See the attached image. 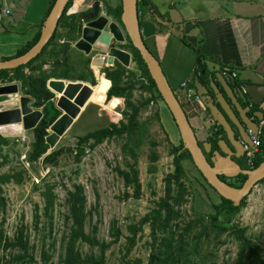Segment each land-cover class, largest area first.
I'll return each instance as SVG.
<instances>
[{
    "label": "rangeland",
    "instance_id": "obj_1",
    "mask_svg": "<svg viewBox=\"0 0 264 264\" xmlns=\"http://www.w3.org/2000/svg\"><path fill=\"white\" fill-rule=\"evenodd\" d=\"M10 1L13 0H0V8L11 5L13 2ZM22 1L26 3L27 0ZM91 1L85 0L84 3ZM77 2L76 0L73 2L75 8L82 6L76 5ZM104 2L113 6L118 3L117 0H104ZM21 14L22 9L19 4L11 14L1 15L0 13V31L10 20L13 21L14 16L19 19ZM111 17L114 20L112 15ZM80 57L85 58L81 51L75 48L68 51V55L64 57V60L71 65L70 71L72 75H76L78 78H85L86 67L79 60ZM94 69L96 80L99 82L94 86L93 94L81 108L82 112L73 124L59 134L60 138L56 146L48 150L50 152L59 147L64 148V152L59 156L56 166H46L42 159L32 161L33 163L29 160L30 166L29 170H27L26 165L20 162V154L24 150V144L14 137H9L10 142L8 144L0 143V161H4L2 159L3 155L7 156L4 165L1 167L2 171L15 169L27 171L23 182L18 183L12 179L11 182L4 185L7 203L5 211L0 209V229H4V240H13L23 227L25 233L29 235V241L39 243L42 231L39 232L35 227V218L36 214H38L39 225L46 223V232H49L51 227L53 229L52 236L55 238L56 246L53 261L58 263L64 253L63 237L68 232L69 226L65 219L69 208L66 203L67 194L69 190H73L74 183L83 184L87 197V207L92 211L91 220L90 223L88 222L86 230L89 231L93 225H96L95 238L99 243L108 244L103 251L106 260L104 264H121L122 259L129 262L128 264H136V262L146 264L152 250L151 230L148 225H144L143 230L136 235V244L131 245L133 247L129 252H125L124 249L122 250V246L128 241V237H126L128 234L127 226L131 222L138 223V220L145 216L155 205V202L165 194V177L174 170V147L179 145L181 136L174 118L164 102L154 99L146 107L142 108L139 113V118L146 122L148 130L144 137L143 145L134 148L135 157L132 156L129 149L123 147L126 142L125 137L112 136L94 147H90L88 143L85 152L78 158L75 149L79 137L104 127L110 122L117 123L120 119H123L122 113L125 109L124 98L114 96L109 101H106V94L110 84L106 78L102 77L103 69H101V73H99L100 70L97 66H94ZM76 72L80 74H75ZM238 77L240 79L248 78L244 74V70H241ZM247 80L264 82V79L257 76H250ZM83 81L92 85L90 80ZM178 91L175 92L174 90L180 103L184 106L186 99L184 90L181 88ZM141 93L142 90L140 88L135 90V103L140 99V96H143L142 99L150 96L148 91H144L143 95ZM118 103L120 104L115 110L114 107ZM30 106L35 108L33 103ZM190 106L192 107L191 104ZM196 108L194 106L193 109ZM38 109L42 110L41 107ZM206 125V122L203 123V126ZM51 130L52 127L50 125L48 132L50 133ZM27 136L31 143L33 140L32 130L27 131ZM152 152L157 154V158L154 161L155 167L151 172L149 170V155ZM260 154L261 151L255 156L254 161ZM136 159L138 177L141 182V195L139 198L133 196L125 197L126 189L133 191V188L125 184L124 175L120 173V170L130 171V164H133ZM182 163L185 167V173L181 176V180L186 185L188 192L191 193H188L187 201L180 205V220L188 222L196 216V212L193 210L195 203L202 207L201 202H218L220 198L217 191L211 186H206V189L203 188L201 195L198 194L199 196L194 198L193 195L195 193L191 187L193 184L196 187L199 184L196 178H201L200 173L195 169L189 157L182 160ZM47 167L50 169L49 173L44 177H40L41 171L46 170ZM33 174L38 178H42L39 183L35 184L36 182H32ZM44 182H56L54 191L57 194V198L55 210L52 213V225L48 222L49 217L43 213L42 186ZM36 185L39 187L38 189L35 188ZM198 187L202 188L201 185H198ZM113 221H115V225L120 230V240L118 241H115V236L111 234ZM230 227L219 237H213V232L209 231L210 240L203 244L204 253L208 251V254L205 260H196V264H236L241 243V239L234 233V229L237 228H245L243 233L245 236L257 244H264V179L256 184L246 197L243 206ZM121 232L123 233L122 236ZM80 248L84 253L96 255L101 253L99 252V245L91 248L82 243ZM17 252V248L0 249V264H13L11 257ZM35 254L36 260H38V249H36ZM27 264H39V262Z\"/></svg>",
    "mask_w": 264,
    "mask_h": 264
},
{
    "label": "trees",
    "instance_id": "obj_2",
    "mask_svg": "<svg viewBox=\"0 0 264 264\" xmlns=\"http://www.w3.org/2000/svg\"><path fill=\"white\" fill-rule=\"evenodd\" d=\"M55 1L56 0L51 1L47 16ZM73 2L74 0H70L67 3L59 20L66 15V10L73 4ZM145 3L146 0H138L139 11L141 9L140 7H143ZM121 14L122 1H120V4L117 7L111 8V15L120 25L123 26ZM43 22L41 28L43 26ZM41 28L32 39L18 47L14 53L0 56V60L19 56L29 50L39 40ZM61 45L62 44L55 42V36L53 35L42 51L28 63L20 65L14 69L0 70V83L5 81L19 82L24 94L33 98V106L36 108L42 107L44 115L37 126L32 129L33 140L31 142L28 158L31 162L42 159V162L45 163L46 166H56L59 156L64 152L63 147H59L48 152L50 148L49 144L46 142V136L49 133L48 128L61 115V111L56 108L54 101L52 100L54 93L47 86L48 80L51 78L87 80L85 78H78L76 75H72L70 71L71 65L60 56ZM126 49L132 53L133 60L137 64L140 75L134 71H129L120 63H118L117 67L113 70H110L109 68H106L105 70L107 72V77L113 82L112 87L108 92V99L110 100L114 96L125 99V109L122 113L123 119H120L117 123L110 122L104 127H100L81 135L75 149L78 158L85 152V148L88 143L90 144V147H94L103 142L105 139H110L112 136L125 137L126 142L123 147L125 149H129L132 156L135 157L134 148L143 145L144 137L146 136V132L148 130L146 122L139 118L141 109L146 107L154 99L164 102L163 97L157 89L155 81L149 73L146 63L141 57L138 49L133 46L129 37ZM195 51L196 66L193 75L189 79V84L194 87L195 77L204 81L207 79L209 74H215L214 68H211L208 63L209 60H214V58L207 57L199 46L195 48ZM48 63L51 64V68L45 69L44 65ZM62 64L64 65L63 67ZM225 68L224 66L220 67L221 71L227 70L232 74L236 72V66L234 65ZM75 74L79 73L76 72ZM102 77L106 78L103 74ZM125 77H127V79H125ZM90 81L93 85L97 84L96 78L93 74H91ZM242 82L244 81L240 80L239 84ZM138 88L142 90L141 95H143L144 91H148L150 96L144 99H142L143 96H140V99H138L135 103L134 92ZM260 139L261 143L264 142V129L260 132ZM9 142L10 140L0 135L1 144H8ZM217 142L218 138L213 140V144L216 148H218ZM262 147L263 146L261 145V154L255 159L253 168L257 167L264 161V148ZM174 149V170L173 172L168 173L165 177V194L155 202V205L145 216L138 220V223L131 222L128 224V234L126 236L128 237V241H126L122 246V250L124 249L125 252H129L133 247L131 245L136 244L137 233L143 230L144 225H148L152 236V250L146 264H196V260H205L208 251L204 253L205 249L203 248V244L210 240L209 231L211 230L213 232V237H219L226 230L230 229L235 216L238 214L246 199L245 197L241 201L240 205L235 206L231 200L219 195L220 199L218 202H201L203 205L202 207L195 203L193 205V210L196 212L195 218L189 220L188 222L180 220V205L187 201L186 197H188V193H191L188 192L186 185L181 180V176L185 173V167L182 160L187 157L192 160V157L188 150L183 149L182 140H180L179 145L174 147ZM149 158V170L152 172L155 167L154 161L157 158V154L152 152V154L149 155ZM2 159H4V161H0V209L5 211L7 198L4 194V185L11 182L12 179L18 183L23 182L27 171L16 169L2 171L1 167L4 165L7 156L3 155ZM136 162L137 159L133 162V164H130V171L120 170V173L124 175L125 184L133 188V191L126 189L125 197L133 196L135 198H139L141 195V182L138 177ZM195 169H197L200 173L199 175L201 178L197 177L196 180L199 183L198 185H201L202 188H199L197 184V187L194 184L192 185L191 188L195 193L193 195L194 198L199 196L198 194L201 195L203 188L206 189V186H211L196 166ZM241 176L242 179H244L246 175ZM223 178L224 180L226 179L224 176ZM55 185L56 182H44L42 186V195L44 199L43 213L49 217L48 222L51 225L53 221L52 213L55 210L57 198V194L54 191ZM240 185L241 184H233L235 187ZM35 188L38 189L39 187L36 185ZM194 198L192 199V204ZM66 203L69 208L65 219L67 220L69 226L68 232L63 237L64 253L61 256L60 261L58 263L53 261L56 246L55 238L52 236V227L49 232H46V223L40 226L38 214H36L35 227L39 232L42 231L39 243L30 242L29 235L28 233H25L23 227L13 240H4V229H0V249H6L9 247L18 249V252L13 254L11 257L13 264H27L32 262H39V264H104L106 262L103 251L107 248L108 244L99 243V241L95 238V232L97 229L96 225H93L89 231L86 230L87 224L88 222L90 223L91 220L92 211L87 207V197L83 184H73V190L68 191ZM111 228V234L115 236V241L120 240V230L119 227L115 225V221H113ZM244 231L245 228L234 229L236 236L241 239L236 264H264V244L260 245L253 242L249 237L243 234ZM122 235L123 233L121 232V236ZM82 243H85L91 248L99 245V252L101 253L98 255L93 253H84L80 248ZM36 249H38L39 252L38 260H36ZM128 263L129 262L122 259L121 264ZM136 264L140 263L136 262Z\"/></svg>",
    "mask_w": 264,
    "mask_h": 264
},
{
    "label": "water",
    "instance_id": "obj_3",
    "mask_svg": "<svg viewBox=\"0 0 264 264\" xmlns=\"http://www.w3.org/2000/svg\"><path fill=\"white\" fill-rule=\"evenodd\" d=\"M69 1L56 0L43 22L39 40L25 53L13 58L0 60V70L14 69L35 58L53 36L58 21ZM96 3H99V1H96ZM88 20L90 22L86 25L78 27L76 34L79 35V38L75 41L74 47L86 55H89L93 51H97L99 54L107 53L108 56L106 58L109 64L117 60L123 66L129 67L133 57L132 53L113 45L114 43L125 42V31L133 46L140 52L158 91L174 118L183 142V149L190 152L194 165L201 171L207 182L219 195L231 200L235 206L240 205L241 201L251 193L257 182L264 179V161L255 168H241L238 163L230 158L229 153L232 150L224 139H220L218 145L228 155L223 156L218 150H215L212 157L213 164L208 161L198 143L196 131L189 121L185 107L182 106L170 85L160 61L144 42L140 27L138 0H122L121 21L124 31L116 21L110 20L103 13L100 15L97 7L88 14ZM64 45L63 55L65 56L70 42L65 41ZM93 64L101 66L103 64L102 58L98 57L94 59ZM50 66L51 64L48 63L44 68L47 69ZM216 77L228 94V97L232 100V103L227 101L223 92L219 89L217 82L211 79V86L216 93V102L220 101L222 103L224 110L237 124L243 136L245 134L246 139L244 138V140L247 143H251L250 135L258 133V124L244 113L245 110L242 108L237 95L234 93L224 74L220 71L216 72ZM106 80L111 87L112 83L110 79L106 78ZM194 84L201 95L204 105L210 109L212 118L224 127L232 145L238 150L239 146L234 143V131L215 106L213 102L214 98L209 93L208 87L200 82L198 77H195ZM47 86L54 93L52 100L56 108L61 111V115L51 124V132L46 136L47 144H49L50 148H54L60 138L59 134L69 128L82 112L81 108L90 99L94 87L84 82L55 78L49 79ZM238 93L244 100H246L245 94H248L251 100L257 104L264 98V84L242 82V84H239ZM32 101L31 96L23 94L19 82L14 81L0 84L1 136L5 138L20 137L26 131L32 130L37 126L43 118L44 113L41 109L32 108L30 106ZM119 104L114 107L115 110H117L116 108ZM232 105L235 106L236 110ZM204 148L205 151H210L211 143L204 142ZM239 173L246 175L244 183L239 187L232 186L219 177V175L234 177Z\"/></svg>",
    "mask_w": 264,
    "mask_h": 264
},
{
    "label": "crops",
    "instance_id": "obj_4",
    "mask_svg": "<svg viewBox=\"0 0 264 264\" xmlns=\"http://www.w3.org/2000/svg\"><path fill=\"white\" fill-rule=\"evenodd\" d=\"M51 1L13 0L0 8L1 15L11 14L18 4L22 9L20 18L14 16L0 31V56L14 53L34 37ZM82 2L78 0L76 5ZM140 8L144 42L160 61L175 92L194 73L197 46L214 58L208 62L214 70L234 65L239 81L250 76L264 79V0H146ZM241 70L247 79L238 77ZM184 107L191 115L201 109L200 104L186 99ZM194 121L200 137L205 138L201 122Z\"/></svg>",
    "mask_w": 264,
    "mask_h": 264
},
{
    "label": "flooded vegetation",
    "instance_id": "obj_5",
    "mask_svg": "<svg viewBox=\"0 0 264 264\" xmlns=\"http://www.w3.org/2000/svg\"><path fill=\"white\" fill-rule=\"evenodd\" d=\"M96 1H99V3H96ZM117 1H118V3L116 5H114V6L110 5V4H107L106 2H104V0H92L90 6H80V7H77L75 9H71V10H69L70 8H68L66 10V15L61 20L58 21V25L56 27V30L54 31V34H53L55 36V42L58 43V44H62L61 45L60 56L62 58H64V57H66L68 55V51H70L71 49H75V47H74L75 41L79 38V35L76 34L77 29H78L79 26H84L88 22H90L88 20V14L91 13L92 11H94L96 7L98 8L100 15L103 13L105 16L109 17L110 20H113L112 17H111V8L117 7L120 4V1H122V0H117ZM73 16H75V17H73ZM113 21H116V20L114 19ZM120 26L122 27V29L124 31V27L122 25H120ZM124 34H125V42L124 43H118V44L114 43L113 44L114 46L119 47L121 49H126V45L128 44V35L125 33V31H124ZM65 41L70 42V46L68 47V49H67V51L65 53L66 55L64 56L63 55L64 54L63 50H64V47H65V45H64ZM81 53L85 57V58H81V57L79 58V60H81V62L83 64V66L86 67L85 68L84 77L87 78V80H90L91 79V74H93V76H95V73H96L95 69H94V66H96V65L93 64L94 59H96L98 57L102 58L101 56L104 55V53H100L99 54L97 51H93L89 55H86L82 51H81ZM104 56L106 58L108 55L106 54ZM102 61H103V64L101 66L97 65L99 67V70H100L99 73H101V69H103L102 70L103 71L102 72L103 75L106 78H108L107 77V72L105 71L106 68H109L110 70H113V69H115L117 67L119 62L117 60H115L112 64H109L108 61H107V58H106V60L102 59ZM126 68L129 71H134L138 75H140V72L138 71V68H137V64L133 60V57H132V60L130 62V66L126 67ZM214 71H215L214 75L209 74L207 76V79H205L204 81H201L200 79L199 80H200V82H202L204 85H206L208 87L209 93L214 98L213 102H214L215 106L218 108L220 114L225 118V120L231 125V127H232V129L234 131V134H233L234 143L239 146L238 150L232 145V143H231V141H230V139L228 137V134L224 130V127L222 125H219L212 118L211 113H210V109L208 107H206L205 105H204L205 107H201L202 110L196 111L194 115L189 114V112L186 110L188 118H189V121H190V123L192 124V126L194 127V129L196 131V136H197L198 143H199L200 147L202 148L203 152L206 155V158L208 159V161L211 164H213L212 163V157L214 155V151L215 150H218L220 152V154L223 155V156H227L228 155V154H225L222 151V149L218 145V142H217L218 148H216L215 145L213 144V140L218 138V141L220 139H224L226 144L228 145V147L232 150V152L229 153V156H230V158L233 161L238 163L239 166L241 168H243V169H251V168H253L254 162H253V164H251V163H249L247 161V158H246L245 140H244V138L246 139L245 134L243 136V134L241 133V131H240L239 127L237 126V124H235L234 120L227 114L226 110H224V108L222 106V103L220 101L216 102V99H217L216 98V93H215L213 87L211 86V79H214L215 82H217V85H218L219 89L221 90V92H223V94L226 97L227 101L229 103H232V100L228 97V94L226 93V91L224 90L223 86L220 84V82L218 81V79L216 77V72L220 71L221 73H223V71H221V69H219V70L215 69ZM224 76L226 77L227 81L229 82V84L233 88L234 93L237 95V97H238V99H239V101H240V103L242 105V108L245 110L244 113L249 118H251L252 120H254L258 124V129H259L258 132L259 131L262 132V129H264V98L257 104H255L251 100V97L248 94H245L246 100L242 99L240 94L238 93V88H239V82L240 81L237 78V73H236V76H233L231 73L224 74ZM125 79H127V77H125ZM64 80H66V81L84 82L81 79H76V80L64 79ZM110 81L113 84L111 79H110ZM10 82H14V81H5L3 83H10ZM98 82H97V84H98ZM245 82L256 83V82H252V81H248V80L245 81ZM84 83H86V82H84ZM112 84H111V87H112ZM240 84H242V83H240ZM259 84H262V83H259ZM91 86L94 87L96 85L92 84ZM110 88H108V90H107L106 100H109L108 99V92H109ZM23 94H24V92H23ZM24 95H26V94H24ZM232 106L236 110L235 106L234 105H232ZM194 118H197L198 121L201 122V125H202V127L204 128V130L206 132V136L203 139L199 135V132H198L199 129H197L195 124H194L195 123ZM205 122L207 123V125L203 126V123H205ZM7 139L9 140V138H7ZM204 142H210L211 143L210 151H205ZM261 145L263 146L262 148H264V142H262ZM260 151H261V149H260ZM241 175H244V174L239 173L238 175H236L234 177H227V176H224V175H219V177L223 181H225L228 184H231L233 186V184H241L242 185L244 183V181L246 179V176H245L244 179H242ZM223 176L226 177L225 180H224ZM260 181H258L257 184ZM236 187H239V186H236Z\"/></svg>",
    "mask_w": 264,
    "mask_h": 264
},
{
    "label": "built area",
    "instance_id": "obj_6",
    "mask_svg": "<svg viewBox=\"0 0 264 264\" xmlns=\"http://www.w3.org/2000/svg\"><path fill=\"white\" fill-rule=\"evenodd\" d=\"M10 10H6V13H9ZM103 60H106L105 56H101ZM228 71L224 70L223 74H227ZM233 76H236V73L234 72L232 74ZM181 88L184 90V94L186 97V100L189 102H194L196 104H200L201 107H205L201 98V95L198 93L197 89L189 84V80H184L181 84ZM196 110V109H195ZM15 139H19L24 144V150L20 154V162L21 164L26 165V169L29 170L30 162L28 158V153L30 151V140L26 133H24L20 137H16ZM260 146H261V139L259 134H252L251 135V144L245 142V150H246V158L247 161L251 164L254 162L255 156L260 153ZM50 169L47 167L46 170H42V174L40 177H44L47 173H49ZM32 182L37 184L41 181L42 178H38L36 175H32Z\"/></svg>",
    "mask_w": 264,
    "mask_h": 264
},
{
    "label": "clouds",
    "instance_id": "obj_7",
    "mask_svg": "<svg viewBox=\"0 0 264 264\" xmlns=\"http://www.w3.org/2000/svg\"><path fill=\"white\" fill-rule=\"evenodd\" d=\"M84 1H85V0H83V2H82L81 4H79V5L90 6V4H91V2H92V1H91V2L85 4ZM79 7H80V6H79ZM69 8H70L69 10H71V9H75V7L73 6V4H72ZM138 11H139V10H138ZM9 12H10V11H9ZM5 13H6V11H5ZM129 52H130V51H129ZM106 54H107V53H104V55H106ZM96 66H97V65H96ZM97 67H98V66H97ZM98 69H99V67H98ZM225 69H226V68H225ZM223 71H224V70H223ZM228 73H229V72H228ZM235 73H237V72H235ZM231 74H232V73H231ZM55 79H56V78H55ZM188 80H189V79H188ZM96 81H97V80H96ZM16 82H17V81H16ZM1 83H3V82H1ZM1 83H0V84H1ZM95 85H97V84H95ZM195 88H196V87H195ZM32 103H33V101H32ZM32 103H31V104H32ZM203 104H204V103H203ZM26 132H27V131H26ZM26 132H25V133H26ZM26 134H27V133H26ZM257 134L260 135V131H259ZM14 138H16V137H14ZM250 140H251V135H250ZM245 142H246V141H245ZM246 143H247V142H246ZM30 144H31V143H30ZM249 144H251V143H249ZM30 147H31V146H30ZM260 149H261V148H260Z\"/></svg>",
    "mask_w": 264,
    "mask_h": 264
}]
</instances>
